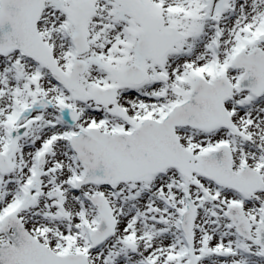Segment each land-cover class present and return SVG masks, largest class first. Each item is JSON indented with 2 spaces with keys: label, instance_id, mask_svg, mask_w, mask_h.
Wrapping results in <instances>:
<instances>
[{
  "label": "snow or ice",
  "instance_id": "snow-or-ice-1",
  "mask_svg": "<svg viewBox=\"0 0 264 264\" xmlns=\"http://www.w3.org/2000/svg\"><path fill=\"white\" fill-rule=\"evenodd\" d=\"M0 264H264V0H0Z\"/></svg>",
  "mask_w": 264,
  "mask_h": 264
}]
</instances>
